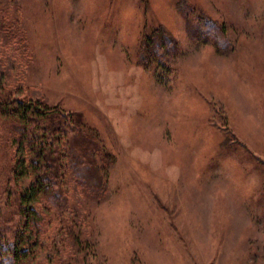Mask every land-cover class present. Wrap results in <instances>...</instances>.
<instances>
[{"label":"rangeland","instance_id":"374dc122","mask_svg":"<svg viewBox=\"0 0 264 264\" xmlns=\"http://www.w3.org/2000/svg\"><path fill=\"white\" fill-rule=\"evenodd\" d=\"M4 90L100 147L102 186L69 175L63 217L33 198L29 264H264V0H0ZM23 147L4 120L9 237Z\"/></svg>","mask_w":264,"mask_h":264},{"label":"trees","instance_id":"16d2710c","mask_svg":"<svg viewBox=\"0 0 264 264\" xmlns=\"http://www.w3.org/2000/svg\"><path fill=\"white\" fill-rule=\"evenodd\" d=\"M168 40L169 45H174V39L167 32H156V37L144 39L141 51L145 56L156 54L167 48L165 41ZM38 99L26 102L12 98L10 91L0 93V125L8 120L10 128L20 135L27 156L18 162L15 160L6 178L9 181L10 178L15 181L24 177L31 179L24 191L16 190L12 193L14 196L10 195L15 199V211L20 219L10 237L5 226H0V264H29L30 247L24 231L34 223L33 198L48 197L50 208L55 210L52 215L61 218L68 204V191L63 182L69 175L88 188L93 189L94 183L102 186L96 157L100 147L94 142V135L80 130L75 135L74 128L78 127L79 120L68 119L64 113L48 108Z\"/></svg>","mask_w":264,"mask_h":264}]
</instances>
